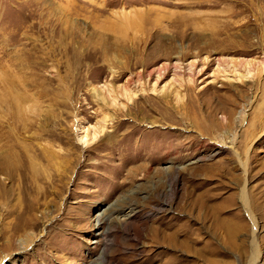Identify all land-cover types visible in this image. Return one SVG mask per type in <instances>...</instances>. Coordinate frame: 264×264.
Returning a JSON list of instances; mask_svg holds the SVG:
<instances>
[{
	"label": "rangeland",
	"instance_id": "1",
	"mask_svg": "<svg viewBox=\"0 0 264 264\" xmlns=\"http://www.w3.org/2000/svg\"><path fill=\"white\" fill-rule=\"evenodd\" d=\"M0 264H264V0H0Z\"/></svg>",
	"mask_w": 264,
	"mask_h": 264
},
{
	"label": "bare ground",
	"instance_id": "2",
	"mask_svg": "<svg viewBox=\"0 0 264 264\" xmlns=\"http://www.w3.org/2000/svg\"><path fill=\"white\" fill-rule=\"evenodd\" d=\"M81 139H82V141H83V140H84V136H82ZM110 215H111V214H110ZM21 216H22V215H21ZM231 233H232V230L229 231V235L232 237V234H233V233H232V234H231ZM168 240H169L170 242L175 241V240L177 241L176 233L169 235Z\"/></svg>",
	"mask_w": 264,
	"mask_h": 264
}]
</instances>
